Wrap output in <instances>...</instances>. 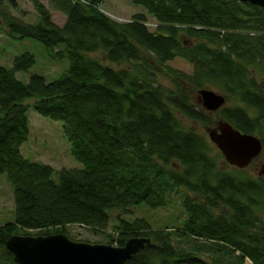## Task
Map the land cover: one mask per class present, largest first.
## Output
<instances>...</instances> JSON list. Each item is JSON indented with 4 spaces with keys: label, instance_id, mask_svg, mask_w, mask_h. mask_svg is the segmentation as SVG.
Here are the masks:
<instances>
[{
    "label": "trees",
    "instance_id": "16d2710c",
    "mask_svg": "<svg viewBox=\"0 0 264 264\" xmlns=\"http://www.w3.org/2000/svg\"><path fill=\"white\" fill-rule=\"evenodd\" d=\"M6 1L18 7L17 0ZM32 1L36 23L0 12L8 33L41 41L52 60L69 66L55 80L33 74L24 82L16 72L35 64L33 53L0 65V175L12 185L15 205L13 219L0 224V264H17L6 248L12 235L64 233L75 240L69 232L75 224L102 232L116 246L151 237L127 264H264V177L222 169L213 143L181 118L213 125L216 111H207L193 92L218 86L236 100L218 118L257 135L264 146V7L238 0H132L145 11L119 22L103 11V0H50L67 16L60 26L42 1ZM148 16L157 21L154 31ZM99 50L122 66L92 55ZM176 57L192 63L193 74L168 64ZM160 71L175 88L158 83ZM32 107L64 122L83 168L56 171L23 154ZM176 194L186 214L179 227L152 229L146 219L117 217L115 233L104 231L111 210L167 207Z\"/></svg>",
    "mask_w": 264,
    "mask_h": 264
},
{
    "label": "rangeland",
    "instance_id": "374dc122",
    "mask_svg": "<svg viewBox=\"0 0 264 264\" xmlns=\"http://www.w3.org/2000/svg\"><path fill=\"white\" fill-rule=\"evenodd\" d=\"M18 7L13 8L9 5L6 0L0 2V12H8L14 15L16 18L26 22V23H36L39 21V13L37 12L35 5L32 0H17ZM42 1L50 10L52 14L53 21L63 26L66 22L67 16L54 8L50 0H40ZM101 8L105 11L112 19L119 22L129 21L133 15L137 12H144V8L137 6L132 0H103L101 3ZM7 21L4 16L0 17V65L12 66L14 58L21 55L24 52H31L35 55V64L27 71H17L16 76L18 79L28 82L33 74L43 75L47 81H52L59 78L65 69L69 66L68 60H63L60 62L54 61L49 55V51L46 46L36 39H15L10 36L9 29L7 27ZM147 25L151 31H154L157 26V21L152 16H148ZM93 56L99 58L105 64H109L115 68H120L122 64L110 63L102 50L92 54ZM173 68L186 72L188 74H193L194 66L189 61L182 57H176L174 60L168 62ZM254 75L261 81V76L258 73ZM156 78L159 84L167 88H175L171 78L163 71L157 72ZM205 88L212 89L217 93L225 95L218 86L208 85ZM226 96V95H225ZM193 98L198 101V92H193ZM227 102L224 107H230L236 105V100H231L227 96ZM36 98L29 99V101H34ZM220 111V110H219ZM217 116V117H216ZM29 117V128L30 133L28 139L23 143L21 149L23 154L31 160L41 161L50 164L55 168L56 171L62 168L66 169H81L83 164L79 162L72 155L71 143L66 136L64 130V122L62 120H55L50 117L43 116L37 112V110L32 107L28 111ZM182 122L186 127L194 129L199 134H202L209 139L207 129L214 127L219 121L218 111L216 115L213 114V119L216 122L213 125L206 126L200 122L190 121L185 117H181ZM210 140V139H209ZM214 153H220L221 157L220 166L226 171H230L234 174L239 172L235 166H230L225 161L224 156L213 144ZM244 175L251 176L254 178L264 177V155L260 157L248 168L244 169ZM184 191H187L184 189ZM14 191L12 185L7 180L5 174L0 175V224L6 221L12 220L14 215ZM259 215L264 220V211L259 210ZM117 217H124L128 220H134L135 218L146 219L150 224L152 229H164L167 226L179 227L186 214L182 206V197L180 194L174 196V201L171 205L167 207H160L156 209H151L145 204L139 206H130L126 209H113L111 210V221L109 226L104 229L107 233L114 234L113 225L117 222ZM31 233H36V231H29ZM70 235L77 241H86L90 243H109V237L104 235L100 231H95L89 227L75 224L69 226ZM33 235V234H32ZM175 243H179L175 238ZM180 245L185 242L180 241ZM212 254H207L210 257ZM206 257V255H205ZM233 258L230 259L232 262ZM234 261V260H233Z\"/></svg>",
    "mask_w": 264,
    "mask_h": 264
},
{
    "label": "water",
    "instance_id": "95a60500",
    "mask_svg": "<svg viewBox=\"0 0 264 264\" xmlns=\"http://www.w3.org/2000/svg\"><path fill=\"white\" fill-rule=\"evenodd\" d=\"M264 7V0H238ZM199 103L209 112L220 110L225 95L212 89L198 91ZM210 141L217 146L230 166L243 169L263 153V142L254 134L242 132L230 121L220 119L207 129ZM152 243L147 236L132 237L124 246L90 243L71 239L64 233L40 235L14 234L6 242L17 264H127Z\"/></svg>",
    "mask_w": 264,
    "mask_h": 264
},
{
    "label": "flooded vegetation",
    "instance_id": "af4514ba",
    "mask_svg": "<svg viewBox=\"0 0 264 264\" xmlns=\"http://www.w3.org/2000/svg\"><path fill=\"white\" fill-rule=\"evenodd\" d=\"M262 79H263V77H261V80H262ZM223 107H224V106H223ZM223 107H222V108H223ZM222 108H221V109H222ZM221 109H220V110H221ZM218 111H219V110H218ZM220 119H224V118L222 117V118H219V120H220ZM225 120H226V119H225ZM259 157H260V156H259ZM259 157H258V158H259ZM258 158L254 159V160L251 162L250 165H248L247 167H245V168H243V169H246V168L250 167V166H251V165H252V164H253ZM236 168H238V167H236ZM238 169H240V168H238Z\"/></svg>",
    "mask_w": 264,
    "mask_h": 264
}]
</instances>
